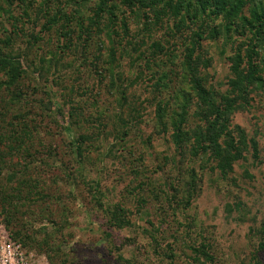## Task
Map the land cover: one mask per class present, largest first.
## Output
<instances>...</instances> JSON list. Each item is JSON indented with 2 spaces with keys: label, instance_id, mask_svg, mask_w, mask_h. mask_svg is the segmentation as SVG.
Returning <instances> with one entry per match:
<instances>
[{
  "label": "rangeland",
  "instance_id": "rangeland-1",
  "mask_svg": "<svg viewBox=\"0 0 264 264\" xmlns=\"http://www.w3.org/2000/svg\"><path fill=\"white\" fill-rule=\"evenodd\" d=\"M23 1L13 10L16 27L10 24L16 19L7 22L1 10L0 24L14 29V42L6 49L24 53L28 73L10 92L0 90V98L7 99V119L17 125L9 134L19 137L18 144L24 140L21 149L28 146V151L6 155L0 187L12 195L10 208H18L17 216L50 246H24L3 223L0 244H20L29 264H211L191 249L204 242L214 264H253L255 230L264 217V87L252 93L250 107L231 116L234 136L238 139L241 129L250 145L222 172L219 159L194 154V131L208 122L195 113L187 36H171L165 21L147 36L145 53L126 55L140 23L121 0H113L117 18L110 23L105 9L89 34L80 32V22L87 25L102 0ZM24 32L35 39L28 43ZM6 36L1 28L0 38ZM155 42L162 47L161 60L148 63L144 54L150 55ZM238 44L225 46L223 38L209 34L202 39L196 55L209 61L199 65L209 87L226 93ZM111 49L122 77L118 88L107 71L115 60ZM160 77L164 86L158 92L153 85ZM74 106L78 114L70 116ZM179 123L189 136L183 152L171 137ZM78 136L87 145L82 165L70 146ZM12 173L18 179L11 180ZM27 179L31 184L23 182ZM86 180L99 183L103 205ZM190 186L194 197L185 205ZM115 204L128 208L131 227L109 226L107 208ZM6 253L1 247L0 264H13Z\"/></svg>",
  "mask_w": 264,
  "mask_h": 264
},
{
  "label": "trees",
  "instance_id": "trees-1",
  "mask_svg": "<svg viewBox=\"0 0 264 264\" xmlns=\"http://www.w3.org/2000/svg\"><path fill=\"white\" fill-rule=\"evenodd\" d=\"M3 1H5L6 6L2 5L0 10L5 20L9 22L11 18L16 19L13 17V10L18 0ZM23 2L25 3V0ZM121 2L139 18L140 23V29L136 33L134 41L129 43L131 48L127 47L125 49L126 55L136 51L141 52L140 54L145 53L141 51V47L146 45L147 36L151 37L163 24L165 25V21L171 36H174V38H179L175 36L180 35L187 36L185 62L189 72L191 87L194 90V102L198 106L195 113L208 122L205 128L202 125H198L196 127L198 130L194 131V154H209L211 157L219 159L218 165L222 172L232 168V161L243 157L241 149L250 144L247 141V134L241 129L238 131L239 138L237 139V136H234V131L230 128L231 116L237 108L250 107L252 93L264 87V0H121ZM43 4L47 5V0H42ZM116 8L117 4L113 0H102L101 4L96 5L94 13L88 17L87 25H84V19L80 22V25L82 24L80 32L91 33L93 31L92 28L100 23L104 17L105 9H107L106 14H111L110 23L113 22L114 18H117ZM42 9L45 10V8ZM27 16L29 17V13H27ZM15 22H17V19L10 24L16 27ZM123 24L126 25L124 22ZM1 28H4L7 36L3 39L5 44H2L1 41L3 40L0 38V90L5 88L7 92H10V88L12 86L16 87L28 73V70L23 65L24 53L15 55L6 49L7 46L12 45L14 42L13 35H11V33H15L14 29L10 30L5 25V21L0 24ZM67 34L69 35V33ZM208 34L211 37L223 38L225 46L229 43L235 44L239 42L237 52L231 58V75L227 82L228 89L226 93L209 87L203 77L200 76L199 65L202 62L205 66H209V61L207 59L202 60L198 56L199 54H196L201 47L202 39ZM24 35H28V43L32 42V38L35 39L33 33L26 34L24 32ZM153 45L155 48L149 51L150 55L144 54L145 58H148V63L151 61L157 63V61L161 60L157 50H162V47L157 45L156 42L152 44V48ZM156 46L160 47V49H156ZM109 56L115 59V51L111 49ZM116 61L117 59L113 61L111 69L107 71L111 78V84L118 88L117 81L122 79V77L121 74L115 71ZM95 71L96 73L100 72L97 68ZM163 78L157 79L153 85L158 92L164 86ZM121 94L124 97L125 89L121 91ZM178 98L179 96H176V100ZM6 103V98H0V170L3 169V164L7 162L6 155L13 152L23 153V151H28V146H25L27 148H24V150L21 149L23 145L20 144L24 140L18 144L19 137L9 134L11 127L16 131L17 125H13L7 119L10 108L9 106L7 107ZM169 103L167 100V105ZM74 108L75 110L70 112V116L78 114L77 108L75 106ZM163 109L165 110L164 107ZM184 129L185 126L182 123L175 124L171 134L172 141L180 152H183V149L186 148L185 139L189 138ZM123 133L127 135V131H123ZM224 136L228 137L225 139ZM222 138L224 142H220ZM83 143L82 136H78L77 138L72 137L70 145L72 153L75 154L77 161L81 165L84 162L87 150V145H83ZM25 167H29V165H25ZM17 175L18 173H12L9 177L11 180L13 178L18 179ZM23 182L31 184L28 179L26 181L23 180ZM85 182L94 189L96 192H94V197L103 205L100 197L101 191L98 188L99 183L88 180ZM192 189L191 187V193L185 201L183 200V204H191L194 197ZM10 196L12 195H10L8 190L0 187V223L10 227L13 232L12 235L18 238L24 246L28 245V242L39 247L50 246L48 239H37L38 232L30 229L21 217L17 216L18 208H10ZM107 214L108 224L112 228L122 229L133 225L129 217L128 208L122 204L108 207ZM145 230L148 231V229ZM255 234L258 241L253 253V264H264V217L255 230ZM151 238L155 246L158 247L160 245L158 237L151 233ZM191 249L198 257H205V260H209L211 264H214V258L210 253L208 244L204 242L199 245L193 244ZM166 254L167 257L172 258L169 253ZM169 264L175 263L170 261Z\"/></svg>",
  "mask_w": 264,
  "mask_h": 264
},
{
  "label": "built area",
  "instance_id": "built-area-1",
  "mask_svg": "<svg viewBox=\"0 0 264 264\" xmlns=\"http://www.w3.org/2000/svg\"><path fill=\"white\" fill-rule=\"evenodd\" d=\"M1 247L4 251H7L6 257H9V259L8 258L7 259L9 261H13V264H29L27 255L25 256V251L22 250L20 244L16 245L15 243L12 242H8V243L4 242L3 244H0V248Z\"/></svg>",
  "mask_w": 264,
  "mask_h": 264
}]
</instances>
